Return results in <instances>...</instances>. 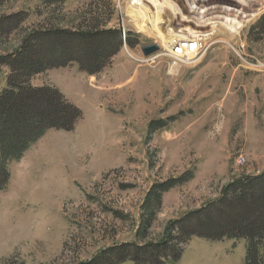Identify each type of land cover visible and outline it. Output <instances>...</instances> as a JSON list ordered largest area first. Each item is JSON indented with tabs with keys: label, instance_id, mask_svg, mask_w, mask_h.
<instances>
[{
	"label": "rangeland",
	"instance_id": "rangeland-1",
	"mask_svg": "<svg viewBox=\"0 0 264 264\" xmlns=\"http://www.w3.org/2000/svg\"><path fill=\"white\" fill-rule=\"evenodd\" d=\"M129 4L0 0V20H24L0 36L2 56L46 29L98 25L123 42L95 74L72 63L31 79L60 91L82 117L10 163L0 190V264H85L113 247L164 242L183 249L166 264H247L246 240L172 238L176 222L221 199L230 184L264 175V10L239 34L218 29L195 64L176 67L166 46L138 31ZM151 45L159 51L145 56ZM9 75L0 67V92ZM175 179L186 181L155 192Z\"/></svg>",
	"mask_w": 264,
	"mask_h": 264
},
{
	"label": "trees",
	"instance_id": "trees-1",
	"mask_svg": "<svg viewBox=\"0 0 264 264\" xmlns=\"http://www.w3.org/2000/svg\"><path fill=\"white\" fill-rule=\"evenodd\" d=\"M23 21L21 15L2 18L0 36H9ZM95 26L75 32L35 31L15 52L0 55V67L10 69L7 86L0 92V190L10 180V163L20 161L50 130L71 132L81 119V110L60 91L34 87L30 82L35 75L72 63L91 74L99 72L123 42L119 32L101 31ZM185 181L175 179L158 185L155 192H167ZM175 226L178 235L172 240H178L179 245L193 237L246 240L247 264H264V175L230 184L221 199L188 214ZM182 251L170 242L143 248L122 245L105 250L85 264H122L127 259L136 264H166L169 258L180 260Z\"/></svg>",
	"mask_w": 264,
	"mask_h": 264
},
{
	"label": "bare ground",
	"instance_id": "bare-ground-1",
	"mask_svg": "<svg viewBox=\"0 0 264 264\" xmlns=\"http://www.w3.org/2000/svg\"><path fill=\"white\" fill-rule=\"evenodd\" d=\"M200 3L205 4L194 7ZM184 4L192 8H185ZM255 4L253 0H130L129 14L140 33L155 38L169 49L171 57L177 60V67L195 64L204 51L203 42L214 37L218 29L239 34L264 10ZM196 17L204 21H197ZM188 41L201 42L203 50L195 51L196 54L184 49L182 56L174 54V43Z\"/></svg>",
	"mask_w": 264,
	"mask_h": 264
},
{
	"label": "built area",
	"instance_id": "built-area-1",
	"mask_svg": "<svg viewBox=\"0 0 264 264\" xmlns=\"http://www.w3.org/2000/svg\"><path fill=\"white\" fill-rule=\"evenodd\" d=\"M201 44H202L201 42H192V41L181 42V43H178L174 47L173 52H174V54L179 55V56H182L184 54V49H188L190 52H195V51L197 52L198 51L197 53H199L201 51V49H202ZM173 60H174L173 61V65H176L177 64V60L176 59H173Z\"/></svg>",
	"mask_w": 264,
	"mask_h": 264
},
{
	"label": "water",
	"instance_id": "water-1",
	"mask_svg": "<svg viewBox=\"0 0 264 264\" xmlns=\"http://www.w3.org/2000/svg\"><path fill=\"white\" fill-rule=\"evenodd\" d=\"M142 51H143L145 56H150V55L159 51V46H157V45L147 46V47H144L142 49Z\"/></svg>",
	"mask_w": 264,
	"mask_h": 264
}]
</instances>
